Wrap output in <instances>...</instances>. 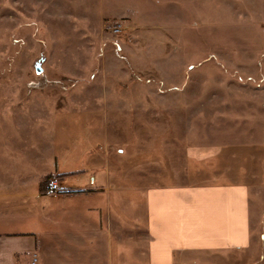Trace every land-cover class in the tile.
<instances>
[{"label": "rangeland", "instance_id": "374dc122", "mask_svg": "<svg viewBox=\"0 0 264 264\" xmlns=\"http://www.w3.org/2000/svg\"><path fill=\"white\" fill-rule=\"evenodd\" d=\"M263 112L264 0H0V159L54 154L76 172L100 156L121 178L168 187L187 148L242 144ZM125 196L138 214L143 195ZM252 201L249 257L184 264L264 263Z\"/></svg>", "mask_w": 264, "mask_h": 264}, {"label": "crops", "instance_id": "0c3cea01", "mask_svg": "<svg viewBox=\"0 0 264 264\" xmlns=\"http://www.w3.org/2000/svg\"><path fill=\"white\" fill-rule=\"evenodd\" d=\"M256 125L242 144L215 138L207 147L187 148L186 169L168 187H152V175H124L121 183L106 157H90L87 170L76 172L62 171L63 159L54 154L0 159V264H184L198 254L249 257L253 198L260 203L256 218L264 216V122ZM51 176L58 194L41 192L42 179ZM66 179L76 180V187L64 189ZM129 191L144 197L138 214L130 213Z\"/></svg>", "mask_w": 264, "mask_h": 264}, {"label": "built area", "instance_id": "2783aa9c", "mask_svg": "<svg viewBox=\"0 0 264 264\" xmlns=\"http://www.w3.org/2000/svg\"><path fill=\"white\" fill-rule=\"evenodd\" d=\"M110 30L113 34H117L119 32V26L114 25V26L110 27ZM47 191L49 193L58 194L60 192V188H59L57 182L53 181V180H49L48 185H47Z\"/></svg>", "mask_w": 264, "mask_h": 264}, {"label": "trees", "instance_id": "16d2710c", "mask_svg": "<svg viewBox=\"0 0 264 264\" xmlns=\"http://www.w3.org/2000/svg\"><path fill=\"white\" fill-rule=\"evenodd\" d=\"M49 177H47V178H45L42 182H41V184H40V186H41V192H43L44 191V189H46V184L49 182ZM60 193V192H59ZM70 193V192H69Z\"/></svg>", "mask_w": 264, "mask_h": 264}, {"label": "water", "instance_id": "95a60500", "mask_svg": "<svg viewBox=\"0 0 264 264\" xmlns=\"http://www.w3.org/2000/svg\"><path fill=\"white\" fill-rule=\"evenodd\" d=\"M36 72H37V73H40V70H39V69H37V70H36Z\"/></svg>", "mask_w": 264, "mask_h": 264}]
</instances>
